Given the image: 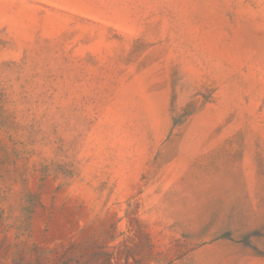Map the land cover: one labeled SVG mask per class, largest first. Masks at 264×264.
I'll return each instance as SVG.
<instances>
[{"label": "rangeland", "instance_id": "1", "mask_svg": "<svg viewBox=\"0 0 264 264\" xmlns=\"http://www.w3.org/2000/svg\"><path fill=\"white\" fill-rule=\"evenodd\" d=\"M0 264H264V0H0Z\"/></svg>", "mask_w": 264, "mask_h": 264}]
</instances>
